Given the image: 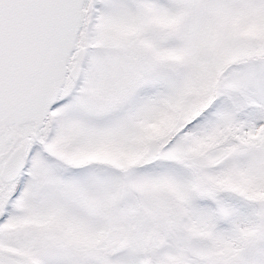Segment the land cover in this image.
Here are the masks:
<instances>
[{
    "label": "snow or ice",
    "instance_id": "1",
    "mask_svg": "<svg viewBox=\"0 0 264 264\" xmlns=\"http://www.w3.org/2000/svg\"><path fill=\"white\" fill-rule=\"evenodd\" d=\"M0 264H264V0H0Z\"/></svg>",
    "mask_w": 264,
    "mask_h": 264
}]
</instances>
